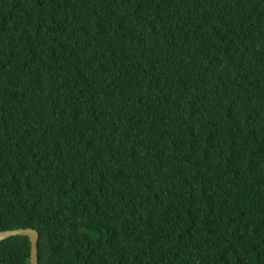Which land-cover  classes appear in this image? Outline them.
<instances>
[{
  "label": "trees",
  "instance_id": "obj_1",
  "mask_svg": "<svg viewBox=\"0 0 264 264\" xmlns=\"http://www.w3.org/2000/svg\"><path fill=\"white\" fill-rule=\"evenodd\" d=\"M21 228L38 264H264V0H0Z\"/></svg>",
  "mask_w": 264,
  "mask_h": 264
},
{
  "label": "water",
  "instance_id": "obj_2",
  "mask_svg": "<svg viewBox=\"0 0 264 264\" xmlns=\"http://www.w3.org/2000/svg\"><path fill=\"white\" fill-rule=\"evenodd\" d=\"M13 237H27L30 242L29 264H38L39 234L31 228L6 230L0 232V243Z\"/></svg>",
  "mask_w": 264,
  "mask_h": 264
}]
</instances>
